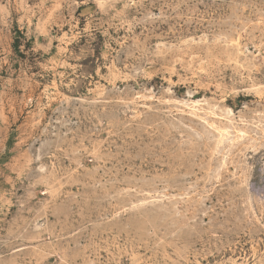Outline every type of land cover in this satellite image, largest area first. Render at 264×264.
Wrapping results in <instances>:
<instances>
[{
    "label": "rangeland",
    "instance_id": "374dc122",
    "mask_svg": "<svg viewBox=\"0 0 264 264\" xmlns=\"http://www.w3.org/2000/svg\"><path fill=\"white\" fill-rule=\"evenodd\" d=\"M0 264H264V0H0Z\"/></svg>",
    "mask_w": 264,
    "mask_h": 264
}]
</instances>
